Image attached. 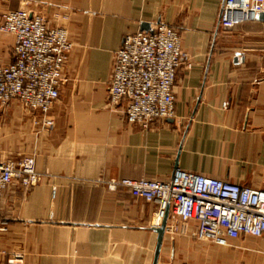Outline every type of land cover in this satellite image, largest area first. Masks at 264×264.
Wrapping results in <instances>:
<instances>
[{"label": "crops", "instance_id": "obj_1", "mask_svg": "<svg viewBox=\"0 0 264 264\" xmlns=\"http://www.w3.org/2000/svg\"><path fill=\"white\" fill-rule=\"evenodd\" d=\"M223 0H0L2 15L27 9L66 30L72 49L53 127L39 132L19 103L0 107V150L35 157L42 181L1 197L0 264H153L155 206L100 179L168 181L176 169L264 189V19L218 26ZM162 22L186 60L176 73L174 115L148 128L110 104L114 53L126 34ZM15 38L0 33V66ZM55 189V194L52 191ZM157 264H264V240L198 241L188 224L170 232Z\"/></svg>", "mask_w": 264, "mask_h": 264}, {"label": "built area", "instance_id": "obj_2", "mask_svg": "<svg viewBox=\"0 0 264 264\" xmlns=\"http://www.w3.org/2000/svg\"><path fill=\"white\" fill-rule=\"evenodd\" d=\"M262 14L264 0H223L218 26L230 31L256 22ZM0 33L15 38L13 63L0 66V107L17 102L36 115L34 124L39 132L51 129L49 113L59 98L72 49L66 30L49 26L30 10L18 9L2 15ZM186 59L179 32L162 22L147 32L126 34L112 59L110 104L124 101L126 123L142 128L172 118L176 73ZM42 179L33 155L22 154L18 159L0 156V202L9 185L18 183L28 191ZM96 184L154 205L155 226L159 227L167 214L170 232L188 224L192 238L217 246L246 237L264 240V189L180 169L168 181L122 178L100 179ZM6 229L0 216V233Z\"/></svg>", "mask_w": 264, "mask_h": 264}, {"label": "water", "instance_id": "obj_3", "mask_svg": "<svg viewBox=\"0 0 264 264\" xmlns=\"http://www.w3.org/2000/svg\"><path fill=\"white\" fill-rule=\"evenodd\" d=\"M263 18L264 19V15H260L259 18ZM151 28L148 24H144L142 27L141 32H147L149 31ZM167 222V214L165 215V217L163 218V220L161 221V224L158 228L155 229L156 233L158 234V240H157V247H156V251H155V257H154V262L153 264H157V260H158V253L160 250V246L162 243V239L165 233V228H166V223Z\"/></svg>", "mask_w": 264, "mask_h": 264}, {"label": "rangeland", "instance_id": "obj_4", "mask_svg": "<svg viewBox=\"0 0 264 264\" xmlns=\"http://www.w3.org/2000/svg\"><path fill=\"white\" fill-rule=\"evenodd\" d=\"M24 154H27V153H24ZM19 155H22V154H19ZM19 155H18V151H14V152H3V151L0 150V156L2 158H4V159H18V156Z\"/></svg>", "mask_w": 264, "mask_h": 264}]
</instances>
